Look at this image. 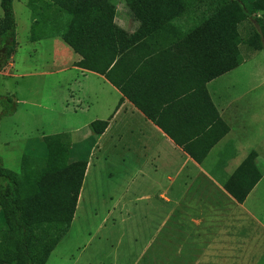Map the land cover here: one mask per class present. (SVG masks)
<instances>
[{
	"label": "trees",
	"instance_id": "obj_1",
	"mask_svg": "<svg viewBox=\"0 0 264 264\" xmlns=\"http://www.w3.org/2000/svg\"><path fill=\"white\" fill-rule=\"evenodd\" d=\"M14 1L1 0L0 40L7 45L0 72L18 48ZM124 2L139 22L135 33L116 24L117 6L113 0H30L29 8L34 13L32 41L61 37L81 57L76 67L104 76L193 160L202 164L211 149L229 133L212 103L207 84L244 62L238 49L242 40L237 17L226 11L233 6L240 19L248 17L237 0ZM254 6L257 11H264V0H256ZM257 23L261 29L257 45L264 50V22ZM160 58L171 60V80H164L161 73L154 75L158 79L154 83L187 81L189 92L185 96L171 90L172 102L161 106L162 114H156L154 108L128 92L132 83L129 71L139 66H156V59ZM14 99H2L0 105L8 109L15 104ZM183 107L188 110H182ZM177 111H186L188 120L171 121ZM15 113V108H9L0 119ZM180 124H189L192 129V134L187 130V134L181 135L185 140L176 135ZM92 126L101 134L107 123ZM40 143L45 146L44 156L26 157L22 173L5 168L0 158V211L8 228V239H0V264H47L74 221L88 164L71 161L68 133L45 137ZM263 174L259 164L247 161L228 181L226 190L243 204Z\"/></svg>",
	"mask_w": 264,
	"mask_h": 264
},
{
	"label": "crops",
	"instance_id": "obj_2",
	"mask_svg": "<svg viewBox=\"0 0 264 264\" xmlns=\"http://www.w3.org/2000/svg\"><path fill=\"white\" fill-rule=\"evenodd\" d=\"M75 56L71 66H63L66 62L60 58L53 64L57 74L70 76L75 72L62 109L64 115L77 114V128L61 133L71 136V161L88 164L78 203L89 204L91 209L112 210L102 218L108 225L130 227L136 221L137 234L123 231L140 243L138 264L150 256L149 252L154 255V264H165L166 254L177 255L183 264H264V214L259 207L264 202L251 201L264 174L243 204L225 187L245 162H259L256 150L264 142L252 140L249 125L254 99L232 96L230 88L223 93L219 80L228 73L207 84L229 133L198 164L104 76L76 67L81 57ZM156 61V66H136L138 69L129 71L137 77L131 75L128 92L154 108L156 114H162L161 106L172 102L171 90L185 96L189 91L187 81L154 83V75L161 73L164 80H171V60ZM178 112L170 117L171 121L188 120L186 111ZM100 122L107 123V128L98 134L92 125ZM188 125L176 127L181 140L186 139L181 135L187 130L192 134ZM109 170L114 171L107 173ZM115 180V193L97 194L99 186ZM174 259L167 263L174 264Z\"/></svg>",
	"mask_w": 264,
	"mask_h": 264
},
{
	"label": "rangeland",
	"instance_id": "obj_3",
	"mask_svg": "<svg viewBox=\"0 0 264 264\" xmlns=\"http://www.w3.org/2000/svg\"><path fill=\"white\" fill-rule=\"evenodd\" d=\"M29 1H14L18 48L6 68L0 72V100L13 97L14 102L16 101L12 107H9L15 108L16 113L0 119V158L5 168L16 173L23 172L26 157L44 156L45 146L41 143L39 145L38 141L42 142L45 137L77 128V114L64 115L62 109L75 72H71L70 76L57 74L53 64L56 58H60L66 62L62 64L63 66L66 64L71 66L76 54L59 36L32 41L34 13L29 8ZM113 1L117 6L116 24L128 31L137 30L139 23L124 0ZM237 1L248 18L240 19L241 15L233 6H230L226 12L237 17V30L242 40L238 49L244 58V63L222 77L219 84L223 93L230 88L229 93L232 96L248 95L249 99H254L251 102L249 125L252 140L260 144L264 142V50L257 45L259 40L257 33L261 34L257 20L264 22V11L256 10L254 6L256 0ZM2 16L0 0V19ZM6 45L7 43L3 44L0 40V65ZM74 89L77 91V83H74ZM8 109L0 105V117L4 110ZM75 142L76 139L73 140V143ZM74 152L73 150V161L76 159ZM256 152L259 159L257 164L261 167V172H264V146L258 145ZM113 171L109 170L107 173ZM2 183L0 180V184ZM117 190L118 183L115 180L106 183L104 187L99 186L96 191L101 195V191L112 194ZM251 201L259 204L264 202V179ZM259 207L264 214V204ZM107 213H112V210L91 209L89 204L78 203L69 233L59 244L55 254L51 255L47 264H138L137 254L140 243L132 236L139 231L136 221L130 223V227L108 225L102 219ZM134 213L137 214L138 211ZM123 230H133V232L131 235H126ZM7 232L8 228L0 211L2 241L8 239ZM149 254L150 256H146L140 264H154V255L152 252ZM163 258L165 264H170L167 262L172 258H175L174 264L178 261L184 263L178 260L177 255L173 257L166 254Z\"/></svg>",
	"mask_w": 264,
	"mask_h": 264
}]
</instances>
